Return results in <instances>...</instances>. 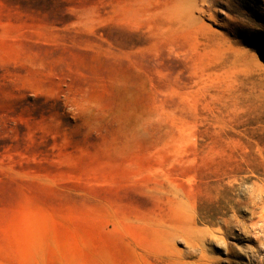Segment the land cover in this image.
I'll return each instance as SVG.
<instances>
[{
  "label": "rangeland",
  "instance_id": "1",
  "mask_svg": "<svg viewBox=\"0 0 264 264\" xmlns=\"http://www.w3.org/2000/svg\"><path fill=\"white\" fill-rule=\"evenodd\" d=\"M0 264H264V0H0Z\"/></svg>",
  "mask_w": 264,
  "mask_h": 264
}]
</instances>
